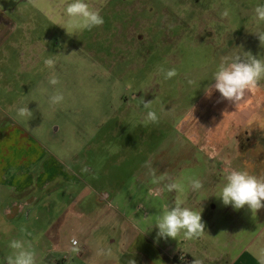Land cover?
I'll return each mask as SVG.
<instances>
[{"label": "rangeland", "instance_id": "rangeland-1", "mask_svg": "<svg viewBox=\"0 0 264 264\" xmlns=\"http://www.w3.org/2000/svg\"><path fill=\"white\" fill-rule=\"evenodd\" d=\"M251 1L85 0L100 12L104 23L90 30H76L67 26L64 15L72 0H0V28L4 29L2 21H7L6 31L11 32L0 48V128L6 135L0 147V170L6 171L12 158L22 169L34 162L31 156L37 151L41 155L45 152L56 169L73 170L75 161L85 157L97 172L76 190H57L51 200L39 206L37 221L32 219L30 227L13 240L0 231V264H8L7 258L14 259L21 251L31 252L32 264H51L52 258L58 257L65 260L63 264H111L105 259L116 243L110 245L107 237L116 240L118 230L109 226L110 222L105 224L110 212H125L127 221L122 227L133 240L135 227L142 230V226L155 223L163 205L177 199L183 205L191 192L194 197L189 205L207 200L214 213L204 232L186 238L190 242L183 244L195 248V263L217 257L227 263L248 252L251 264H264V207L252 214L222 206L215 196L223 176L206 175L198 155L172 175H158V155L172 159L180 152L177 125L182 117L177 115L168 127L157 130L156 121L152 127L147 119L138 128L126 127L123 115L127 103L145 113L153 111L157 117L180 98L187 82L212 80L221 63L216 56L227 53L230 40L240 47L237 55L251 54V10L247 12ZM225 11L227 16L222 15ZM129 34L135 41H130ZM88 42H93L90 47L96 48L94 51L77 50ZM103 43L109 44L98 49ZM254 57L261 56L257 53ZM45 59H51L52 65L46 66ZM171 68L176 75L165 79L164 71ZM51 77L56 78V85L49 83ZM261 90H246L236 105L225 99L218 103L229 119L213 127L209 140L213 147L206 154L214 156L217 152L219 162L221 154L232 148L233 153L237 151V146L228 148V141L252 134L251 163L244 153L249 151L243 147L237 162L225 163L228 170L264 166V87ZM57 91L63 100L52 105L49 96ZM144 102L149 103L147 107ZM21 107L29 110L23 117L17 115ZM130 114L138 117L134 110ZM54 128L60 129V136L57 133L55 139H48L47 133ZM192 179L200 180L199 190L191 187ZM172 182L183 190H167L166 185ZM99 190H106L109 198L95 210L94 196ZM7 195L1 197L7 199ZM5 205L0 201V207ZM58 209H62L56 226L61 254L46 260L50 245L45 235L53 231L46 223L49 214L54 216ZM176 239L158 240L160 249L175 252L184 242L179 236ZM73 240L77 246L72 245ZM14 241L19 242V248L11 247ZM87 241V247L100 245V251L86 249L80 253ZM78 253L83 255L81 259Z\"/></svg>", "mask_w": 264, "mask_h": 264}, {"label": "flooded vegetation", "instance_id": "flooded-vegetation-1", "mask_svg": "<svg viewBox=\"0 0 264 264\" xmlns=\"http://www.w3.org/2000/svg\"><path fill=\"white\" fill-rule=\"evenodd\" d=\"M259 3H261V0L251 1V7L247 8V12L250 13L251 10V28L249 31L251 30L252 38L254 39V41L251 42V55L254 57V54L256 55L259 53L261 56L260 59L264 60V43L260 44L258 37H255V29H258V32L264 31V21L257 20L254 13V7ZM239 32L240 31H238V33ZM242 34H244V32L241 33V35ZM125 37H127L126 31ZM129 39L131 42L135 41L134 36L131 34H129ZM56 44L58 43L56 42ZM91 44H93V42L85 43L81 48L78 47L77 50L79 52L83 50L86 53H90L96 49L90 47ZM103 44L102 48L98 49H105L106 45L109 43ZM228 46L229 49L227 53L222 55L218 54L216 60L222 62L224 58L236 56L240 51V47L235 45L231 40L228 42ZM83 51L81 52L84 53ZM87 55L90 56V54ZM92 58L94 59V55ZM109 68H111V65ZM189 82H191V80ZM189 82H187L181 90L180 98L168 105L155 119L157 123L156 128L158 130L168 127V125L175 120L173 118L177 115L182 117L177 125L179 131L177 142L178 145L181 146L180 152L174 155L172 159H167L162 154L158 155L159 159L157 163H159L158 166L160 169L159 176L172 175V173L181 169L187 162L195 160L197 155L200 156L201 161L204 163L206 172L211 171V176L219 174V170L222 168V166H218V153L216 152L214 157L206 154V151L213 147L209 141L213 127L217 124L222 125L225 120L229 119L227 113H223L224 110L220 108L221 106H218V103L224 99L221 98L219 93L215 90L211 91L210 97L205 93V91H207L205 88L212 83V80L205 81L204 83L192 81V84H190ZM256 87L260 90L264 87V78L258 81ZM124 101H126L125 98ZM131 110L136 112V115H138L137 118L130 114ZM146 114L147 113L141 111L137 105L133 106L125 103L123 111L125 126L138 128L145 123L144 120L147 119ZM128 117L129 119H127ZM147 121L148 119L146 122ZM149 124H151L152 127L155 126L154 121H151ZM248 126H251V122L249 121ZM57 133H59L58 135L60 136L59 128H54V130L50 129L47 133L48 139H55L53 136ZM243 138L247 140V137L243 136ZM235 140L237 141L239 139L235 138ZM104 145H106V143H104ZM43 153L41 159L30 162L29 165L25 164L22 169H20V165H14V167L10 169L9 175L7 174V177L3 176V179L0 181V201L6 204L0 207L2 216L0 220V231H5L6 233H2V235L11 236V240H13L14 236L18 235L20 231L27 230L30 227L29 223L32 219L37 221L40 209L39 206H44L46 201L51 200L53 194H55L57 190H76L80 183L91 180L97 173H95L92 169L93 167L87 163L88 160L85 157L80 161H78L79 158L75 161L76 168L73 170L60 167L56 169L51 166L52 160L48 161L45 157V152ZM224 154L225 153L221 155L223 156ZM102 167H105V165ZM146 176H148V173ZM2 189L5 190L1 191ZM105 191L106 190H99L95 194V204L98 203L102 205L107 201L109 194L105 193ZM4 194L7 195V199L1 197ZM76 202L79 203L78 200H76ZM76 205L78 204H74V206ZM61 210L62 209H58L54 216L50 213L49 219H47L46 224L50 225L53 231L45 235L50 245L47 246L49 250L46 252V260L53 255L61 254L62 248L59 243L58 230L56 229V226L61 221L59 219L61 212H58ZM64 261L63 258L58 257L57 259L52 258L50 263L63 264Z\"/></svg>", "mask_w": 264, "mask_h": 264}, {"label": "clouds", "instance_id": "clouds-1", "mask_svg": "<svg viewBox=\"0 0 264 264\" xmlns=\"http://www.w3.org/2000/svg\"><path fill=\"white\" fill-rule=\"evenodd\" d=\"M255 18L264 21V0L254 7ZM64 15L67 17V26L76 30H90L104 23L103 16L99 11L89 6L85 0H72L64 8ZM222 15L227 16L225 11ZM67 31V28H64ZM260 44L264 43V31L255 33ZM43 63L51 66L53 61L45 59ZM176 75L174 68L164 71V78L169 79ZM264 78V60L253 57L250 53L246 57L240 55L231 58H224L216 68L212 76V83L209 84L206 94H211L212 90L219 93L220 97L235 103L240 100L246 90H252L257 86L259 80ZM51 85H56L55 77L49 79ZM63 100V96L57 91L49 96V103L55 105ZM151 103V102H150ZM149 103L144 102V107ZM29 112L28 108L21 107L17 111L20 117ZM147 119L155 121L156 115L153 111H148ZM190 185L193 189L199 190L201 182L199 179H192ZM167 190L182 191V186L177 182L166 185ZM218 198L224 207L231 206L234 211L246 209L252 214L264 207V177H257L249 174L245 170H232L222 177L218 185ZM200 211L184 207L177 199L171 205H164L162 210L156 215L154 226L157 229L154 243L158 240L172 238L177 240V236L182 234L185 238L199 236L204 232L205 224L202 221ZM72 243L75 245L76 241ZM11 247L19 248V242H12ZM264 254V250H261ZM8 264H32L31 252L21 251L12 257L7 258Z\"/></svg>", "mask_w": 264, "mask_h": 264}, {"label": "crops", "instance_id": "crops-1", "mask_svg": "<svg viewBox=\"0 0 264 264\" xmlns=\"http://www.w3.org/2000/svg\"><path fill=\"white\" fill-rule=\"evenodd\" d=\"M7 24H9V22L7 23V21H4V20L2 21V26L3 25H5V26H3L4 29L0 28V48H1L2 44L6 43L8 37H9V34H11V32L8 31V33H9L8 34L6 31ZM5 31H6V33H5ZM6 34H8V36H6ZM2 36H4V38L1 40ZM236 112L237 111H235L234 113H236ZM239 114H241V113H239ZM4 131H5L4 128L3 129L0 128V147L3 144H5V139L3 137L6 135H3ZM251 136L252 135H249V137H247V140L242 139V140H237V142L233 141L232 143L230 141H228V143H227L228 148H229V146H232V147L237 146L236 147L237 151L235 153H233L234 148L230 147V148H232L231 152L228 151L227 153H225L222 156V160L219 161V164H218V166L220 165V166H222V168L219 170V174H215V176H219V175L224 176V174H227L230 171L234 170V169L228 170V169H226V166H224V165L227 162L228 163L230 162L231 164H233V162H235V161L237 162V159H239L243 155V153H241L243 151L242 150L243 147H245L246 150L249 151V152L244 151V153H246L249 156V158H250L249 163H251ZM234 142H236V145H233V144H235ZM41 157H42V155L36 151L31 156V161L39 160V159H41ZM13 161H16V159L12 158L11 161L8 160L7 164H10V166L6 169V171L4 170L2 172L0 170L1 171L0 181L3 179V175H5V174L9 175L10 169H12L14 167V165H16L13 163ZM238 165L239 164H236V167ZM253 166L254 165H252L251 169L248 168V169H246V170L244 169V170L247 171L251 175H253L252 172L254 171V174L255 175L258 174V177H264V166L260 165L259 169H254ZM238 167L240 168V165ZM210 173H211V171H208V172H206V175L212 177L210 175ZM217 183H219V182H217ZM193 197L194 196L192 195V192H191V195L189 198L190 200L187 203H184L183 206L189 207L193 210L202 212L201 213L202 221L204 222V224L208 223L209 219L211 217V213L214 215L213 206L207 200H201L199 202H197L195 200L192 205H189V203H190V201H192ZM97 206H100V205L98 203H97V205L95 204V206H94L95 210H96V208H98ZM227 209H229V208H227ZM139 210H140V208H139ZM125 221H127V216H126L125 212L122 211L121 209H118V210L115 209L112 213L110 212L109 215L107 216L105 224L110 222L111 224H109V226H116L115 229L118 230V236L116 237V240L110 239V241H109V239L107 237V240L110 243V245H112L114 242L116 243V244L114 243L115 244L114 249L113 250L110 249L111 253H109L107 255V258L105 259V260H108L109 263H111V264H184L185 262H188L190 260L191 264H197V263H195L196 261L194 259L195 248L190 247V246H185V247L183 246V244H187L188 242H190V240L186 239L182 234H180L178 236H179V240L182 241V239H183L184 242L182 244H179L177 250L170 254V253L160 249L159 242L154 243L153 238L155 237V234L157 231V229L154 226V223L151 225L142 226V230L135 227L134 230L136 231V234L134 235V238L132 240V238L127 237V231H125V229H123V227H122V225H123L122 223ZM112 223H114L116 225H114ZM94 229H96V228H94ZM205 229H206V224H205ZM207 229H208V227H207ZM199 239H201V237ZM141 241L144 243L145 248L141 244ZM87 245H88V241L86 242L85 247L82 248V251H79V252L80 253L83 252V254H84V251H86V249H89V250L91 249V250H93L92 252H96V253H98L100 251V247H98L100 245H94L93 247H87ZM104 248H105V246H104ZM149 248H151V249H149ZM143 249H145V250H143ZM146 250L148 252H146ZM80 253H78V255H79L78 257H80V259H81L83 255H81ZM117 256H119V259L117 258ZM121 259H122V261H121ZM216 262H217V264H251V255L248 252H242L241 254L235 256L231 261H229L227 263H224L222 259L220 260L219 257H217L215 260H214V258H210V260H208L207 262L202 263V264H214Z\"/></svg>", "mask_w": 264, "mask_h": 264}, {"label": "built area", "instance_id": "built-area-1", "mask_svg": "<svg viewBox=\"0 0 264 264\" xmlns=\"http://www.w3.org/2000/svg\"><path fill=\"white\" fill-rule=\"evenodd\" d=\"M72 244H73V243H72ZM77 245H78V243H77V241H76L75 245L73 244V246H77ZM79 251H82V248H81Z\"/></svg>", "mask_w": 264, "mask_h": 264}, {"label": "trees", "instance_id": "trees-1", "mask_svg": "<svg viewBox=\"0 0 264 264\" xmlns=\"http://www.w3.org/2000/svg\"><path fill=\"white\" fill-rule=\"evenodd\" d=\"M184 264H191V261L189 260L188 262H185Z\"/></svg>", "mask_w": 264, "mask_h": 264}]
</instances>
